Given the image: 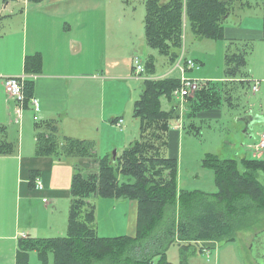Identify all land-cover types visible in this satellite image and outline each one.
<instances>
[{
    "label": "trees",
    "instance_id": "1",
    "mask_svg": "<svg viewBox=\"0 0 264 264\" xmlns=\"http://www.w3.org/2000/svg\"><path fill=\"white\" fill-rule=\"evenodd\" d=\"M131 0H124L129 3ZM144 5L145 45L163 57V64L173 62L181 46L182 24L198 39L223 40L226 20L233 13L234 0H141ZM235 45L223 55L222 84L213 88L202 85L186 97L183 115L195 118L197 112L230 108L238 95L251 88L247 61L252 45L228 41ZM37 56L25 59V72L36 66ZM138 58V57H136ZM140 59L144 72L156 73L155 60L148 55ZM167 60V63L165 62ZM131 74L133 66L131 63ZM178 78L165 77L142 82L133 103V118L138 121V137L119 154L105 155L97 161V171L83 174L74 168L70 182V201L65 236L26 239L18 242L17 264H28V253L35 252L40 264H171L165 251L172 244L181 256L197 249L200 253L214 249L222 242L234 241V235L255 222L264 207V187L253 172L239 173L234 160L205 155L202 164L215 177L217 191L207 195L200 191H178L177 161L162 154L167 133L180 120L179 103L162 109L161 101L170 103L178 91ZM25 107L33 98V82L24 84ZM222 105V106H221ZM190 111V112H188ZM115 121V120H114ZM188 123V126H192ZM37 134L36 156L55 157L60 145L64 157H94L92 144L86 141L56 137L55 124ZM187 127V126H186ZM188 128V127H187ZM9 150L0 146V153ZM59 158V157H56ZM248 169L264 171V162L244 159ZM36 172H30L29 185L34 186ZM128 199L136 202V229L133 237H99L94 225V200ZM253 214V219L250 218ZM252 222V223H250ZM250 223V224H249ZM155 258H159L153 262ZM182 264V263H181Z\"/></svg>",
    "mask_w": 264,
    "mask_h": 264
},
{
    "label": "crops",
    "instance_id": "2",
    "mask_svg": "<svg viewBox=\"0 0 264 264\" xmlns=\"http://www.w3.org/2000/svg\"><path fill=\"white\" fill-rule=\"evenodd\" d=\"M12 1L22 4L23 8L22 14L18 15L12 13L13 7L9 10L5 21L14 26L0 33V146L9 148L6 153H0V264H17L20 240L61 236V230L66 229L73 169L80 168L85 172L83 174L95 173L99 158L113 152L119 154L134 140V135L127 134V128L122 130L125 120L122 109L119 110L111 100V85H118L122 80L131 81L129 85L134 82V89H139L138 96L142 88V82L131 77V69V80L126 79L127 74L116 72L118 65L121 70L123 60L117 52H123V49L117 50L122 46V40L112 39L111 20L114 17L105 8L112 0ZM10 2L4 4L3 10L9 8ZM237 4L243 21L252 23L224 27V41L252 45L246 65L248 80L251 85L258 84L256 93L263 103L264 0L261 4L254 0ZM251 16L261 17L263 24ZM91 52L97 56L93 62ZM102 52L108 56L101 57ZM28 56H37V64L26 74L24 63ZM135 57L138 56L132 57L131 63ZM154 60L156 65L157 60ZM186 73L184 77L188 78ZM21 74L28 75L33 82V99L39 110L34 114L30 107H24L20 122H15L14 104L4 92L2 78ZM259 106L257 111L249 107L245 112L234 114V121L240 124L239 133L244 137L241 150L243 146L257 142L256 128L264 130V111ZM35 116L37 121L33 120ZM201 116L208 121L219 120L221 108L195 115L196 118ZM119 119L122 125L117 127L115 123ZM48 123L55 124L58 138L91 143L94 157L36 156L37 134L45 131L47 134ZM178 135V128L171 126L168 145L173 150L170 147L169 158L175 159ZM74 160L77 162L73 163ZM30 172L37 173L35 181L40 182L41 190L35 188V182L33 187L29 185ZM119 201H128L122 203L130 206L132 214L136 213L135 201L118 199L114 202ZM61 208L66 211L59 226L55 216L61 215ZM133 225L126 236H134ZM35 257L38 261L36 253L29 252L28 264L33 263Z\"/></svg>",
    "mask_w": 264,
    "mask_h": 264
},
{
    "label": "rangeland",
    "instance_id": "3",
    "mask_svg": "<svg viewBox=\"0 0 264 264\" xmlns=\"http://www.w3.org/2000/svg\"><path fill=\"white\" fill-rule=\"evenodd\" d=\"M8 1H11L9 8L3 10L4 4ZM234 1L233 16H229L230 18L226 20L224 27L234 26L235 23H242L245 25L252 23L251 21L247 23L244 22L243 14H239L240 11L238 10L237 3L246 0ZM254 1H260L261 4L263 0ZM11 8L12 13L17 15L20 13L22 14V4H13L12 0H0V33L5 32L8 28L14 26L13 23L8 22L7 20L5 21ZM105 8H108L109 15L111 14L114 17L111 20V25L114 30H112V39H115L116 41L122 40V46L120 48L117 47V50L122 48L123 52H117V55H121L123 60L121 63V70L120 65H118L116 72L121 75L127 74L126 79L131 78V58L138 56L142 60H145L150 54L157 60L156 73L149 76L150 78L167 77V72H170L171 77L178 78L180 81L178 75H180L181 72L178 71L179 69L173 70V68L181 55H184L186 60L183 61L182 64L188 59L193 62L191 72L184 65L183 70L184 73L187 72V79H190L189 76L193 77L191 79H194L197 83L206 84V88H213L214 86L212 84L216 86L222 84L223 55L228 46L227 42L223 40L198 39L193 36L191 30L186 24H182L181 46L178 49V56L173 62L163 64L164 58L160 57L156 51L149 49L144 43V27L142 25V20L145 10L141 0H132L129 4H125L123 0H112L111 2H108ZM251 17L257 19L260 24H263L261 17ZM15 25H18V22H15ZM141 42H143L141 45L142 47L140 46ZM228 47L230 49L229 52L235 49V45H229ZM91 55L93 62L97 56L92 52ZM104 55L108 56V53L105 54V52H102L100 54L101 57ZM165 62L167 63L166 59ZM197 62L200 64L199 66ZM125 82L127 81L122 80L118 85H111L113 91L111 100H113L114 105H116L119 110L122 109L121 113L125 120L122 130L127 128V134L129 135L131 133V137L134 135L132 139H135L138 137L139 124L138 121L133 118V103L138 97L139 89H134V82L130 85L129 83L131 81H128L126 84ZM175 94L176 93H172L170 103H167L165 99L161 101L162 109L167 110L170 105L172 106L173 104L180 102V98ZM231 103L232 105L230 109L225 106L221 108V118L219 120L208 121V119L203 118L204 116H201L200 118L195 117L192 118L194 119L193 123H191L192 126H188L187 124L191 119H189V117L186 118V115H183L182 113L179 120L180 122L173 124L179 130L177 139L178 148H175V159L177 161L176 184L178 191H200L207 195H212L217 191L214 173L203 167L202 164L205 155L208 153L216 155L220 159L234 160L236 169L239 173H244L246 171L253 172L258 183L264 187V171L248 169L249 166L246 167L242 163V160L244 159L264 162V155L253 150L249 145L243 146V151L240 149V144L244 142V137L239 133L240 124L234 121V114L237 112H245L249 107H253V110L257 111L260 110V104L264 111V101L263 103L261 102L259 93L253 94L250 90H247V94L238 95V100H233ZM211 110L215 109L205 110L206 114ZM199 113L200 112H197L196 114L199 115ZM260 131L264 130L256 128L254 134H260ZM166 141L167 146L161 148V152L168 157L170 147L173 150L172 146L168 145V133ZM61 146L59 145L56 148L55 157H64L62 155L63 151ZM80 157L81 156H76L74 158ZM74 161L75 162L73 163L77 162V160ZM81 171L82 173L84 172L83 170ZM115 200L116 199L100 198L94 200V225L99 237L110 238L126 236L127 232L132 228V224H134L132 232H135L136 213L134 212L132 214V210L129 209L130 206L127 204L128 201H119L118 203H115ZM65 211L66 209L62 211L61 208V211H59L61 212V215L58 213L55 216V223H59V226L65 216ZM254 216L253 214H250V218L253 219ZM256 219L257 222L245 231L236 233L234 235V241L218 243L215 245L214 249L210 251L200 253L197 249L191 248V250L186 252L182 257L180 248L176 244H172L165 251L166 260L171 264H256L253 260L254 254L249 249L255 235H259V233L264 230V207L258 211ZM63 231L64 228L61 230V236H65L66 234V229L64 232ZM58 235L59 234H56L55 236L50 237H58ZM157 260H159V258H155L153 262H156ZM31 264H39L36 257L35 261Z\"/></svg>",
    "mask_w": 264,
    "mask_h": 264
},
{
    "label": "built area",
    "instance_id": "4",
    "mask_svg": "<svg viewBox=\"0 0 264 264\" xmlns=\"http://www.w3.org/2000/svg\"><path fill=\"white\" fill-rule=\"evenodd\" d=\"M185 60L186 58L184 57V55H181V57L176 62L175 67L173 68V70L179 69L178 71L181 72V74L179 75L180 87L178 88V91L175 92L176 93L175 95H177L178 98H180V102H179L180 116L185 111L186 97L190 96L192 92L200 88L199 83L184 77V70H183L184 65L189 70H191L193 66V62L189 59L184 64H182V62ZM132 66H133V70L131 77L138 81L144 82V81H148V79L150 80L161 79V78H150L148 75H146L140 59L136 57L132 60ZM167 73H168L167 77H171V73L170 72ZM28 80H30V77L25 74H21L18 76H6L2 78V86L4 92L7 98L11 100L14 104V113L16 117L15 122H20V119L22 117V113L25 107V96L23 93V89L25 82ZM250 90L251 92L256 93L258 91V84L256 82L253 83L251 85ZM28 107L31 108L34 114H36L39 110L38 103L33 98L29 100ZM33 120L37 121L38 119L35 116ZM178 122L180 121L178 120ZM115 125L117 127H120L122 125V120L121 119L117 120ZM249 146L253 150H256L257 152H260L264 155V133H260L257 142ZM35 188L38 190L42 189V185L40 184V182L35 181ZM43 202L45 203L46 201L43 200Z\"/></svg>",
    "mask_w": 264,
    "mask_h": 264
},
{
    "label": "water",
    "instance_id": "5",
    "mask_svg": "<svg viewBox=\"0 0 264 264\" xmlns=\"http://www.w3.org/2000/svg\"><path fill=\"white\" fill-rule=\"evenodd\" d=\"M112 158L115 156V152H113L112 154ZM264 238V230L261 231L259 233V235H255L254 239H253V242L250 246V251L254 254L253 255V260L255 261L256 264H263L261 263L260 261L262 260V257L259 256V252L261 253V251L258 252V250H256V246H258L259 244V241ZM261 250V249H260Z\"/></svg>",
    "mask_w": 264,
    "mask_h": 264
},
{
    "label": "flooded vegetation",
    "instance_id": "6",
    "mask_svg": "<svg viewBox=\"0 0 264 264\" xmlns=\"http://www.w3.org/2000/svg\"><path fill=\"white\" fill-rule=\"evenodd\" d=\"M258 244L259 245L256 246V250H258V252L261 251V253L259 252V256L262 257V260L260 262L264 264V238H262Z\"/></svg>",
    "mask_w": 264,
    "mask_h": 264
}]
</instances>
